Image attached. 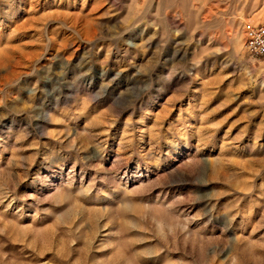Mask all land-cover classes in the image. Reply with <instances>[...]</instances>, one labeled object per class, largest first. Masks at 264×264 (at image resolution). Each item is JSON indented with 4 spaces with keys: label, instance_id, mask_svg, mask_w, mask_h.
Listing matches in <instances>:
<instances>
[{
    "label": "rangeland",
    "instance_id": "rangeland-1",
    "mask_svg": "<svg viewBox=\"0 0 264 264\" xmlns=\"http://www.w3.org/2000/svg\"><path fill=\"white\" fill-rule=\"evenodd\" d=\"M264 0H0V264H264Z\"/></svg>",
    "mask_w": 264,
    "mask_h": 264
},
{
    "label": "built area",
    "instance_id": "built-area-1",
    "mask_svg": "<svg viewBox=\"0 0 264 264\" xmlns=\"http://www.w3.org/2000/svg\"><path fill=\"white\" fill-rule=\"evenodd\" d=\"M244 48L248 54L264 60V22L244 25Z\"/></svg>",
    "mask_w": 264,
    "mask_h": 264
}]
</instances>
